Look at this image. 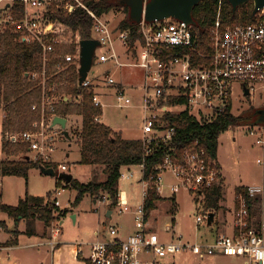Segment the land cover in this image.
Returning a JSON list of instances; mask_svg holds the SVG:
<instances>
[{
  "label": "built area",
  "instance_id": "2783aa9c",
  "mask_svg": "<svg viewBox=\"0 0 264 264\" xmlns=\"http://www.w3.org/2000/svg\"><path fill=\"white\" fill-rule=\"evenodd\" d=\"M15 1L20 2L23 9V17L18 21L10 12ZM84 1L0 0V34L12 28L22 43H36L40 46L44 63L55 56L62 60L58 69H62L63 64H77L80 68L83 40L79 32H74L55 16L56 13L70 14L74 5H77L84 8L94 20L92 38L89 40H97L100 44L95 50L93 65L95 62H114L122 67L116 45L130 51V31H114ZM219 1L222 3L223 0ZM255 17L256 21L250 25L224 26L219 11L215 24L209 29L212 53L200 47L198 31L183 21L169 18L152 23L142 21L139 24L138 34L142 40L136 42L132 50L134 55L137 54V59L131 66L141 68L145 76L139 105L143 115L141 140L145 155H151L156 146L170 147V150L156 168V177L151 176L144 181L146 163L138 165L143 171L140 180L143 197L141 205L131 208L126 192L119 189L115 209L119 215L130 213L133 216V232L123 237L120 227L109 225L107 229L110 238L104 234L97 241L78 244V254L86 255L88 264H160L170 256L187 251L199 257L225 256L240 258L242 264H264V176L259 184L248 186V198L237 196L233 234L221 236L212 243L193 242L175 232L170 241H162L151 228L146 204L149 189L156 190L161 197L164 190L169 189L174 195L186 192L205 207V193L219 181L220 169L198 141L180 151L172 147L177 137V128L172 118L188 110L200 124H211L233 101L232 94L237 84L241 85L244 94L247 89L249 96L264 92V10L259 11ZM65 45L75 46L76 53H58L57 49ZM106 46L108 50L99 54V48ZM102 75V81L98 80L99 76L91 79L88 75L85 81L80 82L82 88L96 90L93 97L95 106L101 109L105 106L98 92L102 85L113 90L112 95L119 108L134 107L133 98L127 95L125 88L118 84L113 75L107 72ZM36 77L37 74L34 75ZM51 101L54 102L55 98L46 97L44 103L49 104ZM42 112L44 120L47 118L44 108ZM48 117L49 122L53 123L58 116ZM96 120L100 121V118ZM5 138L12 144L29 143L30 150H39L44 154L31 133H8ZM256 143L264 151V126L262 136ZM258 162L264 164L263 161ZM131 168L122 171L120 180H132L135 177ZM60 169L67 172L69 167L61 165ZM100 200L111 205L107 196ZM251 202L259 203L261 214L258 224L250 221ZM59 205L56 201V206ZM212 213L216 214L215 211L207 210L204 215H198L196 225H208ZM52 226L53 236L58 237L61 224L52 223ZM170 230L168 227L166 231Z\"/></svg>",
  "mask_w": 264,
  "mask_h": 264
},
{
  "label": "trees",
  "instance_id": "16d2710c",
  "mask_svg": "<svg viewBox=\"0 0 264 264\" xmlns=\"http://www.w3.org/2000/svg\"><path fill=\"white\" fill-rule=\"evenodd\" d=\"M84 2L96 16L102 18L114 9L123 8L128 15L121 22L119 29L130 31L131 49L134 50L136 42L142 40L141 35L138 34L140 25L130 20L129 8L122 6L118 0H85ZM219 11L224 26H246L256 21V17L253 16V2L240 6L234 11L228 0H223L222 3L219 0H202L193 10V19L196 22L194 29L198 31L200 47L209 53H212L209 29L215 24ZM10 12L14 15L15 21L20 20L23 17L21 3L15 1ZM55 16L74 32H79L82 40L92 38L94 20L84 8L74 5L70 14L56 13ZM57 52L75 54L76 48L73 45H65L59 47ZM60 62H62L60 58L51 56L44 63L40 46L36 43H22L12 28L0 34V111L4 113L2 150L8 157L7 160L0 161V177L15 176L27 181L30 170L39 169L40 165L57 170L55 163L33 160L28 155L29 143L12 144L8 142L5 138L8 133L35 130V124L42 120L43 108L45 117L58 116L67 119L70 116H80L82 118V128L78 136L81 146L80 163L101 167L106 178L103 181L94 178L86 184L73 179L70 184H67L77 192L73 206H78L85 196H91L95 200L107 196L111 200V209L115 208L118 202L122 171L145 162L143 180L146 181L151 176L156 177L158 174L156 168L162 163L170 147L156 146L151 155H145L141 139H126L102 121L96 120L103 115L102 109L96 107L93 101L96 90L80 86V68L77 64H63L62 69H58ZM35 74H37L36 78H34ZM46 97H53L55 101L48 102L49 104L44 103ZM43 104L46 106L44 107ZM34 106L36 109H33ZM244 120L245 117L242 114L236 116L233 113L232 101L222 115L207 125L200 124L187 110L172 118V123L177 128V137L172 147L180 151L187 146H193V143L198 141L206 149L210 159L217 162L219 167L220 136L230 128L240 126ZM247 189L248 186L238 187L237 195H244L248 198ZM50 197L51 194H49ZM223 199L224 182L220 176L219 181L205 193L206 210L220 211ZM44 201L40 198L26 196L21 198L17 205H8L0 199V215L6 214L15 222V225L22 221L26 222L27 227L24 234L33 236L35 231L32 225L35 222H42L47 230L58 218V214L64 216L69 212V210L56 206V200L47 202V204H44ZM159 201H161V196L157 191L149 189L146 200L148 216L156 209ZM250 207V221L258 224L261 214L259 203L251 202ZM1 229L7 232V225L3 221H0Z\"/></svg>",
  "mask_w": 264,
  "mask_h": 264
},
{
  "label": "rangeland",
  "instance_id": "374dc122",
  "mask_svg": "<svg viewBox=\"0 0 264 264\" xmlns=\"http://www.w3.org/2000/svg\"><path fill=\"white\" fill-rule=\"evenodd\" d=\"M127 15V12L123 8L114 9L105 15L103 20L107 22L114 31H118L121 22L126 19ZM130 46L129 43V47ZM129 47L127 48L129 49ZM116 49L121 52L119 58L123 66L118 67L114 62L107 64L95 62L89 73V77L94 79L96 76H99L98 80L102 81L103 73L107 72L109 75H113L118 84L122 82L125 85L124 88L127 95L134 100V107L125 109L119 108L112 95L113 90L104 88L101 85L98 92L102 95L105 106L102 109L103 115L99 118L100 121H103L112 129L117 131L123 130L126 137L142 139L143 115L139 105L145 84L144 71L141 68L131 66V63H134L137 59V54L134 55L133 49L128 51L126 47L118 44L116 45ZM107 50L108 46L101 47L99 48V54ZM107 95L109 96L107 97ZM232 98L233 113L236 116L242 114L245 120L240 126L232 127L224 132L219 138L218 163L219 169H221L220 176L222 174L221 177L223 178L225 189V200L221 204V210L216 212V219L213 224H204L198 227L196 225V218L198 215H204L208 209L206 210L202 203L194 201L186 192L174 195L171 194L170 190H164L163 196L165 195L169 199L176 197L177 203L173 204V201L161 200L157 202L156 209L151 212V228L154 233L159 235L162 241H170L174 234L173 232L183 234L186 238L189 237L193 242L199 243L206 241L207 232L213 236L224 234L226 226L230 227L232 225L233 214L229 212V210L233 207L234 193L235 191L237 193V188L251 184H259L263 179L264 164H259L258 161L264 162V151L257 145L256 141L262 136L264 126V121L259 122L260 116L257 115L259 110L264 109V92L245 96L241 85L237 84L234 87ZM3 117L4 114L0 111V161L8 159L2 150L4 142L2 130ZM48 118L49 117L35 124V130L27 131L34 135V141L43 149L44 154L39 150L31 149L28 155L37 161L55 163L57 165V170H55L57 175L63 173L60 166L67 165L69 170L64 173L73 175L75 180L83 184L94 180V178L100 180L105 179L106 177L101 167H92L80 163L81 146L78 136L82 128V118L80 116H70L67 118L68 124L66 131L69 133V138L63 134L65 130L61 126L51 127L52 122L50 123ZM131 172L134 173L135 177L132 180L121 179L119 189L121 192H126L130 203L129 206L131 208H136L143 202L142 185L140 181L143 171L139 166H134L131 168ZM60 182L65 188L61 187V185L59 186ZM58 186L59 188H57ZM57 192H61V195H57ZM49 194H51L50 198ZM26 196L43 199L45 200L44 204H47V202H55L57 198L60 201V209H66L69 210V212L64 216H59L58 214V218L53 221V224H59L60 219H62L63 223L61 225V230H64V234L73 241H79V237L88 240V237L92 235V226L95 229L99 220L109 222L111 226H116V223L120 222L123 223L120 225L131 223L130 219L132 216L130 213L119 215L117 210L114 208L110 209L111 207L107 206H110L108 202L102 203V201L98 199L95 201L96 204H94L90 196L84 198L78 206L74 207L73 203L77 196V192L67 186V183L62 179L60 180L59 177L44 175L38 168L30 170L27 181L24 178L15 176L0 177V199L2 201L11 202L9 205H17L20 201L19 198L21 197L23 199ZM110 210L114 212L113 219H108L106 217L107 212ZM75 212L79 213L81 217L77 224L74 223L72 218V214ZM1 217L6 218L5 223L7 225V232H9L10 230L8 229L10 227L7 223L12 224L13 220L6 214H2ZM38 223L40 226L38 231L47 239L51 237L53 226L46 230L42 222ZM169 226L171 230L168 232L166 229ZM15 227L18 229L19 225ZM1 231L6 232L4 229ZM130 232L131 228L124 227L121 233L126 236ZM104 233L110 238L107 227ZM59 239H61V237L55 241L57 242ZM48 247L45 248L47 251H49ZM0 256L3 262L5 260L4 254L1 252ZM24 258V264H42L41 259H36L34 255H24ZM242 263V259L234 257L220 258L206 256L201 259L199 256L188 251L178 253L175 256H170L161 261V264Z\"/></svg>",
  "mask_w": 264,
  "mask_h": 264
},
{
  "label": "crops",
  "instance_id": "0c3cea01",
  "mask_svg": "<svg viewBox=\"0 0 264 264\" xmlns=\"http://www.w3.org/2000/svg\"><path fill=\"white\" fill-rule=\"evenodd\" d=\"M118 53H119V55H121V52L118 51ZM120 85L125 87V85L122 82H120ZM2 123H3V120H2ZM67 124H68V119H67ZM142 124H143V119H142ZM113 131L116 133H120L126 139H135V138L126 137V135H124L123 130L117 131V130L113 129ZM220 172H221V169H220ZM221 176H222V174H221ZM73 178H74V176H73ZM103 180L104 179H102V181ZM60 185H61V187L65 188V186H63L62 184H60ZM251 185H254V184H251ZM247 186H250V185H247ZM247 186H245V187H247ZM57 191H58V189H57ZM62 191H64V190H62ZM57 195H61V192H57ZM237 196L238 195L235 191L234 199H233V207H232V209L230 208V210H229V212H231L233 214L232 225L230 227L226 226L225 233L221 234V235L217 234V235L213 236V235L208 234V232H207L206 241H203V242L212 243L217 238H219L221 236H231L233 234V232H234V211L237 208V203H238ZM86 197H89V196H85L84 198H86ZM19 199H21V197ZM56 200L60 203V201L57 198H56ZM161 200L173 201V204L177 203L176 197L175 198L173 197V199L172 198L169 199V198H167V196L164 195L161 197ZM224 200H225V197H224L223 201ZM95 201L96 200L94 198H92V202L94 204H96ZM3 202L5 204H8V205L11 203L9 201L8 202L3 201ZM222 202H221V204H222ZM102 203H104V202H102ZM107 206L110 207L109 205H107ZM1 215H0V221L5 222L6 218L1 217ZM74 217H75V219H74ZM106 217L108 219H113L114 212L111 210L108 211L106 214ZM72 218H73L75 224H77L79 222V220L81 219L80 214L77 212L72 214ZM130 220H131L130 224L125 223V225H120L123 223L122 222L116 223L117 224L116 226L120 227V233L122 232L124 227L131 228V232L129 234H131L133 232V227H134L133 226V216L131 217ZM38 222H40V221H37L32 225V228H34V231H35V234L33 236H28V235L24 234L26 227H27V225H26V223H24V221H22L18 224L19 225L18 229L15 227L17 225H15V222L13 221L12 224H14V225H12L11 223H7L8 226L10 227L8 229V230H10L9 232H3V231H1L2 229L0 230L1 231L0 232V253L2 252L4 254V259H5L3 262L1 261L0 263H3V264H24L25 263L24 255H34L36 257V259H38V260L41 259L42 264H45V263L46 264H88V261L86 259V255H79L78 254V244L91 243V242L97 241L99 238H101L102 235L106 234V233H104L106 227L111 225V224H109V222H103L102 220H99L98 223L96 224L95 229L92 226V235L90 237H88V240H84L83 238L79 237L78 238L79 241H73L71 238H68L64 234V230H61V233L58 237L52 236V233H51V237H48V239L45 238L38 231V228L40 227ZM62 223H63V221H62V219H60V224L62 225ZM21 226H22V228H21ZM129 234L124 236V234L121 233V235L123 237H127ZM59 237H61V239H59V241L56 242L55 240L58 239ZM188 239H189V237H188ZM189 240H191V239H189ZM53 244H54V246H53ZM47 247L49 248V251H47L45 249ZM85 248L87 249V247H85ZM213 257L229 258V257H225V256H213ZM199 258L203 259L204 257H199Z\"/></svg>",
  "mask_w": 264,
  "mask_h": 264
},
{
  "label": "water",
  "instance_id": "95a60500",
  "mask_svg": "<svg viewBox=\"0 0 264 264\" xmlns=\"http://www.w3.org/2000/svg\"><path fill=\"white\" fill-rule=\"evenodd\" d=\"M122 6H126L130 10V20L137 24L142 21L152 23L169 18L177 19L187 23V25H196L193 19V10L202 0H118ZM236 11L238 7L249 2L254 3L253 16L255 17L259 11L264 10V0H228ZM97 40H83L81 42L80 54V82L86 80L89 72L93 67L94 53L99 47ZM250 92L246 89L245 95L249 96ZM257 115L260 116L259 122L264 121V109L259 110ZM52 126H61L65 132L64 135L69 138V133L66 131L67 119L63 117H55ZM42 174L52 177H59L67 184L72 182L73 175L68 173H60L57 175L54 168H47L43 165L39 166ZM75 219V217H74ZM215 219V214H210L208 225H211Z\"/></svg>",
  "mask_w": 264,
  "mask_h": 264
}]
</instances>
